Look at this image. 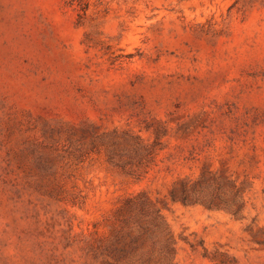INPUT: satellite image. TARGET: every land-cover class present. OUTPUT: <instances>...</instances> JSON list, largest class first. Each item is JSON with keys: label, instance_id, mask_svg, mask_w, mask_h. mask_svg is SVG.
<instances>
[{"label": "rangeland", "instance_id": "1", "mask_svg": "<svg viewBox=\"0 0 264 264\" xmlns=\"http://www.w3.org/2000/svg\"><path fill=\"white\" fill-rule=\"evenodd\" d=\"M0 264H264V0H0Z\"/></svg>", "mask_w": 264, "mask_h": 264}]
</instances>
